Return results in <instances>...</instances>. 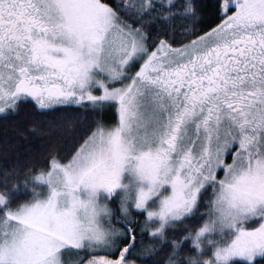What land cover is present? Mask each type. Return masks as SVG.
<instances>
[{
	"label": "snow or ice",
	"instance_id": "snow-or-ice-1",
	"mask_svg": "<svg viewBox=\"0 0 264 264\" xmlns=\"http://www.w3.org/2000/svg\"><path fill=\"white\" fill-rule=\"evenodd\" d=\"M0 124V264H264V0H0Z\"/></svg>",
	"mask_w": 264,
	"mask_h": 264
},
{
	"label": "trees",
	"instance_id": "trees-1",
	"mask_svg": "<svg viewBox=\"0 0 264 264\" xmlns=\"http://www.w3.org/2000/svg\"><path fill=\"white\" fill-rule=\"evenodd\" d=\"M3 131H4V125L0 124V136L3 135ZM11 131H12L11 126H9V132H11Z\"/></svg>",
	"mask_w": 264,
	"mask_h": 264
}]
</instances>
